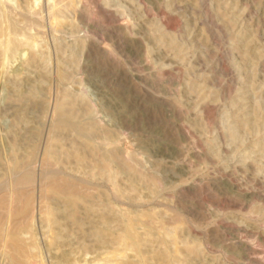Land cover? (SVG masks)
I'll return each instance as SVG.
<instances>
[{"label":"rangeland","instance_id":"1","mask_svg":"<svg viewBox=\"0 0 264 264\" xmlns=\"http://www.w3.org/2000/svg\"><path fill=\"white\" fill-rule=\"evenodd\" d=\"M0 199V264H264V0H0Z\"/></svg>","mask_w":264,"mask_h":264},{"label":"bare ground","instance_id":"2","mask_svg":"<svg viewBox=\"0 0 264 264\" xmlns=\"http://www.w3.org/2000/svg\"><path fill=\"white\" fill-rule=\"evenodd\" d=\"M5 28V27H4ZM9 38V37H8ZM62 125V124H61ZM32 179V178H31ZM27 178H25V179H23L22 178V180L19 182V188H22V187H24V185L27 183ZM27 185V184H26ZM30 185V183H28V185L27 186H29ZM72 185V184H71ZM74 185V184H73ZM26 187V186H25ZM18 188V189H19ZM29 188V187H28ZM55 188H57V189H59L57 186L55 187ZM70 188V187H69ZM16 189V188H15ZM23 189V188H22ZM53 189V188H52ZM79 189H82V188H79ZM14 189H12V191H13ZM20 190V189H19ZM25 190V189H24ZM12 191H11V193H9L8 194V196H6V198L4 199L5 200V202H6V204L9 206V208H8V206H7V208L9 209V212H12L13 210H14V208H13V205H16V204H19L18 202H19V198H20V194H19V192L21 193V191H18V192H16V193H12ZM23 191V190H22ZM27 191H29V190H27ZM26 191V192H27ZM72 191V190H71ZM25 192V191H24ZM31 192V191H30ZM70 193V192H69ZM84 193V192H83ZM30 194V193H29ZM73 196V195H72ZM25 197H26V195H25ZM27 197H28V195H27ZM29 198V197H28ZM1 200V199H0ZM21 200H22V198H21ZM21 200H20V202H21ZM2 203V202H1ZM29 203V202H28ZM33 203V202H32ZM23 204H24V202H23ZM17 206V205H16ZM15 206V207H16ZM26 206V205H25ZM20 207V206H19ZM23 208H25L24 206H23ZM7 210V209H6ZM5 210V211H6ZM19 211V210H18ZM30 211V210H29ZM44 211H46V209L44 210ZM0 212H4V211H0ZM29 213V212H28ZM10 214V213H9ZM19 214V213H18ZM17 215V214H16ZM22 215V214H21ZM14 216V215H13ZM12 216V217H13ZM1 217V216H0ZM2 217H3V215H2ZM26 217V216H25ZM20 219V218H19ZM11 220V219H10ZM1 221V220H0ZM6 221V220H5ZM9 221V220H8ZM8 221H6V222H8ZM16 221V220H15ZM17 222V221H16ZM8 223H11V221L10 222H8ZM7 224V223H6ZM28 224H29V222H28ZM12 225H13V223H12ZM20 225V224H19ZM15 225H13V226H11V224H10V226H9V228H12V227H14ZM17 226V228L19 227L18 225H16ZM22 226V225H21ZM30 226V225H29ZM28 227V226H27ZM8 229L9 230V228L8 227H4V229ZM17 228H12V230L13 229H17ZM21 228V227H20ZM19 228V229H20ZM22 228H25V227H22ZM21 228V229H22ZM2 229V228H1ZM1 229H0V232H1ZM18 230V229H17ZM4 231V230H3ZM8 232V231H7ZM4 233V232H3ZM20 233H21V231H20ZM8 234V233H7ZM11 234V243H10V245H9V249L10 250H12L14 253H17V252H19L20 250H21V248H22V246L20 245L21 243H20V241L21 240H19L18 238H17V236H18V234H14V232H12V233H10ZM17 235V236H16ZM8 236V235H7ZM10 237V236H9ZM23 240V239H22ZM2 241H4V239L2 240ZM4 243V242H3ZM5 245H6V243H4ZM30 244V243H29ZM2 246V245H1ZM4 246V245H3ZM23 249H25V248H23ZM0 250H2V249H0ZM20 253V252H19ZM21 253H23L22 251H21ZM24 254H25V252H24ZM19 257V256H18ZM17 258V257H16ZM23 258H24V256H23ZM18 259V258H17ZM21 261V260H20ZM20 263V262H19ZM28 263V262H27ZM21 264V263H20ZM24 264V263H23Z\"/></svg>","mask_w":264,"mask_h":264}]
</instances>
